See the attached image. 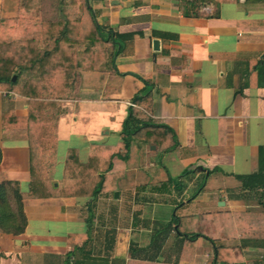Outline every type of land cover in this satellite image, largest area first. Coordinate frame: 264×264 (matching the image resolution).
Masks as SVG:
<instances>
[{"label": "crops", "instance_id": "1", "mask_svg": "<svg viewBox=\"0 0 264 264\" xmlns=\"http://www.w3.org/2000/svg\"><path fill=\"white\" fill-rule=\"evenodd\" d=\"M88 6L115 51L104 48L98 68L78 72L74 97L60 99L54 180L70 148L86 162L94 145L118 144L136 95L149 94L150 110L140 109L165 128L159 142L171 134L175 145L132 141L94 200L24 199V231H0V264H264V0ZM21 11L20 0H0V31L38 26ZM27 114V97L0 90V181L23 190L29 148L15 116ZM113 172H122L114 190Z\"/></svg>", "mask_w": 264, "mask_h": 264}, {"label": "trees", "instance_id": "2", "mask_svg": "<svg viewBox=\"0 0 264 264\" xmlns=\"http://www.w3.org/2000/svg\"><path fill=\"white\" fill-rule=\"evenodd\" d=\"M189 1L201 3L204 0ZM20 9L19 17L38 21L39 24L33 30L22 33L4 28L0 31V90L14 91L28 98V114L15 116L17 122L26 125L30 171L27 188L21 189L17 181H0V231L12 235H18L25 229L24 199L86 197L94 200L106 190L112 159L127 160L132 141L156 142L160 151L175 145L171 134V140L163 138L159 142V131L165 128L151 125L147 113L140 109L150 110L149 94L136 95L133 98L136 106L129 108L118 144L111 148L94 145L86 162H80L77 150L70 148L63 174L60 179L54 180L60 99L74 97L78 72L83 68H98V61L105 54L104 48L115 51L116 36L95 22L88 0H20ZM49 12H53L52 15L48 16ZM7 117V114L2 115V125L9 123ZM262 160L260 156V163ZM111 175L110 188L114 190L122 172ZM236 177L243 187H253V177ZM170 181L178 186L177 178L175 181L170 178ZM195 196L196 193L192 197ZM179 227L177 225L178 232ZM206 237L214 243L215 238ZM222 247H214L215 259Z\"/></svg>", "mask_w": 264, "mask_h": 264}, {"label": "water", "instance_id": "3", "mask_svg": "<svg viewBox=\"0 0 264 264\" xmlns=\"http://www.w3.org/2000/svg\"><path fill=\"white\" fill-rule=\"evenodd\" d=\"M152 43H153V46L155 47L158 42H157V40H153ZM14 77H15V75H13V79H14Z\"/></svg>", "mask_w": 264, "mask_h": 264}, {"label": "rangeland", "instance_id": "4", "mask_svg": "<svg viewBox=\"0 0 264 264\" xmlns=\"http://www.w3.org/2000/svg\"><path fill=\"white\" fill-rule=\"evenodd\" d=\"M49 4L51 5V2H49Z\"/></svg>", "mask_w": 264, "mask_h": 264}, {"label": "built area", "instance_id": "5", "mask_svg": "<svg viewBox=\"0 0 264 264\" xmlns=\"http://www.w3.org/2000/svg\"><path fill=\"white\" fill-rule=\"evenodd\" d=\"M130 105H133V104L130 103Z\"/></svg>", "mask_w": 264, "mask_h": 264}]
</instances>
